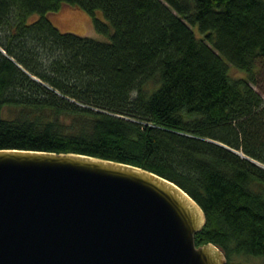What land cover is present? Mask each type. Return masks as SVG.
Listing matches in <instances>:
<instances>
[{
  "label": "trees",
  "instance_id": "16d2710c",
  "mask_svg": "<svg viewBox=\"0 0 264 264\" xmlns=\"http://www.w3.org/2000/svg\"><path fill=\"white\" fill-rule=\"evenodd\" d=\"M65 4L110 41L61 31L47 14ZM259 73L264 0H0V150L147 169L203 208L197 246L264 259Z\"/></svg>",
  "mask_w": 264,
  "mask_h": 264
},
{
  "label": "water",
  "instance_id": "95a60500",
  "mask_svg": "<svg viewBox=\"0 0 264 264\" xmlns=\"http://www.w3.org/2000/svg\"><path fill=\"white\" fill-rule=\"evenodd\" d=\"M205 223L193 197L147 169L0 150V264H226L214 243L197 246Z\"/></svg>",
  "mask_w": 264,
  "mask_h": 264
},
{
  "label": "rangeland",
  "instance_id": "374dc122",
  "mask_svg": "<svg viewBox=\"0 0 264 264\" xmlns=\"http://www.w3.org/2000/svg\"><path fill=\"white\" fill-rule=\"evenodd\" d=\"M97 17L103 20L104 22H107V19L104 18L103 12L98 10ZM50 21H53V23L61 30L66 32H72L77 33L82 36H88L93 39H97L103 42L110 41L109 37L107 35L101 34L95 29L94 27V21L92 19V16L81 8L78 7H71L69 5H63L62 10L60 12H51L47 14ZM39 18L38 14H33L30 16L28 22H34ZM196 35L202 36L199 30L198 26L193 27ZM230 76L233 78H246L247 72L233 66L230 64ZM259 81L258 84L254 85L258 92L264 97V75L259 73ZM3 116L7 118H12L16 110L9 107L3 108ZM232 263L233 264H264V259L260 257H251L248 255H242V254H236L232 257Z\"/></svg>",
  "mask_w": 264,
  "mask_h": 264
}]
</instances>
